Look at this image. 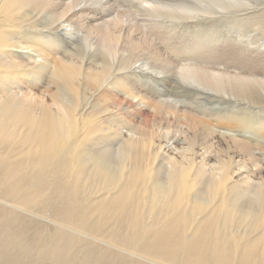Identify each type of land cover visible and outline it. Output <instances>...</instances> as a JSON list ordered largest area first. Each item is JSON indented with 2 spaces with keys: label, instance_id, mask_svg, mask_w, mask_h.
I'll use <instances>...</instances> for the list:
<instances>
[{
  "label": "bare ground",
  "instance_id": "6f19581e",
  "mask_svg": "<svg viewBox=\"0 0 264 264\" xmlns=\"http://www.w3.org/2000/svg\"><path fill=\"white\" fill-rule=\"evenodd\" d=\"M249 3L138 0L133 9L114 10L110 0H0V264L112 263L101 250L91 259L94 247L75 251L79 238L62 223L53 221L63 230L49 233L31 225L35 247L30 253L18 236L7 234L25 207L43 203L57 209L55 195L81 198L85 214L77 225L95 212L103 227L113 225L123 246L154 260L146 262L264 264L260 150L251 137L237 133H247L248 127L212 124L205 117L227 116L204 106L207 98L201 100V112L181 109L168 99L166 88L139 75H167L173 84L195 90L192 98L198 103L199 95L215 99L218 94L264 105V74L256 65L232 63L222 57L225 50L213 52L212 60L199 55L176 63L155 42L158 36L179 34L165 30L168 22L230 15ZM26 32L59 34L72 46L67 52L52 38L25 40ZM259 85L263 94H257ZM38 86L50 92L31 94ZM234 107L226 110L229 117L245 116ZM255 125L264 127V119ZM212 153L214 167L208 161ZM63 163L69 165L61 179L65 186L32 181L46 182L43 171ZM68 220L61 216L60 221ZM70 231L82 241L89 237Z\"/></svg>",
  "mask_w": 264,
  "mask_h": 264
},
{
  "label": "rangeland",
  "instance_id": "374dc122",
  "mask_svg": "<svg viewBox=\"0 0 264 264\" xmlns=\"http://www.w3.org/2000/svg\"><path fill=\"white\" fill-rule=\"evenodd\" d=\"M170 1H173V0H170ZM249 1L250 3L247 6H244L245 8H241V9L239 8L238 10H233L235 13L231 12L230 15L223 14V13H219L216 15L214 13L212 15L206 14L205 15L206 17H199V18H195L191 20L190 19L181 20L182 22L181 21H177V22L175 21V23L168 22V25L165 30L170 33H174L176 30L177 33L179 34H175V33L169 34V35L164 34L162 35V37L158 36L159 38L158 37L155 38L156 41L155 39L154 41L159 46V48L165 54H167L171 60H174L173 62H176V63L188 62V60L190 61V58H193L199 55H205V56L207 55L208 57H210L209 60H212L211 54L213 52H220V51L225 50L222 52V57H227L228 61L231 60V62L235 64H238L237 61H241V62H244L249 67H254L256 65V68H258L259 71H262V74H264V68H262L264 67L263 66L264 57H261V56H264V54H262L264 53V0H249ZM110 3L113 5V6H110L111 9L117 10L121 8V9L126 10L129 8H132V9L135 8L134 5L138 4V0H119V1L110 0ZM141 13H143V11ZM111 15L112 14H110L109 16ZM236 15H238V18ZM222 16H224L225 18ZM49 34L50 33L48 32H43V33L26 32L23 35L25 36L24 38L25 40L34 39L36 43H41L40 39H38L37 37H40L41 39L52 38L54 39L53 42L56 43L58 47L63 48L67 52L70 50L71 48L70 46H72V41H69V39L66 37H61L59 34L57 36L53 34H50V35ZM240 34H244L246 36H241V38H239ZM247 35L250 38H248ZM222 37H225L224 39L226 41H224ZM239 39H241L242 42L246 43L244 47L235 44V42L240 43ZM249 40L251 41L250 43L251 45L248 42ZM232 41L234 43H232ZM42 45L47 47L48 43L42 42ZM248 47H250L253 50L248 49ZM254 49H256L255 52L258 51L259 53L258 52L255 53ZM261 50L263 52L260 53ZM139 51H144V49L140 48ZM245 53H248V54L245 55ZM215 54L213 53V55ZM258 54L260 55L262 54V55L260 56ZM139 75L142 78L147 79V80L154 79V81L157 84H159L158 86L160 88L161 87L166 88V95H169L168 99L171 100L174 104H177L179 108L181 109L194 110L195 108V112L197 113L200 111V108L201 110L203 108V104L201 100L204 101L205 98H207L204 101L206 102L204 103V106L208 107L211 105L212 107L218 108L219 110H221L220 115L226 114L225 116H227L226 118H221V119L219 118L218 115H209L210 117L209 116L205 117L207 120L210 118L209 121L210 122L212 121V124H215L216 122L225 123L227 121H232L234 123V127H236L237 125L236 123L238 122H240V124L242 125H246L248 127L247 133L243 131H239L237 133H238V136L241 138H244L245 136L251 137L252 139L250 140L256 144V146L254 147L260 150V153L258 154L259 160L256 163L261 165V175H262V179H264V149H263L264 148V133H263L264 127L262 126L261 128L258 125H255L256 123H260L261 120L264 119V108H263L264 105H262L263 107L256 106V105H248L244 102H237L236 100H233L231 98H230L231 100L227 97L222 98L218 94H215L214 96L215 99L211 96L210 97L212 99L206 95H199L200 96L199 98L203 97L204 99L203 98L199 99L200 103H198L197 101L198 99L192 98V97H195V95L197 94L195 90L185 87V85H183L182 83L180 84V83L174 82L175 84H173L171 80H170L171 82L167 80L166 74H164V76L166 75L165 77H163V75L161 77H155V76H150V75L147 76L142 73H139ZM162 80L164 82L168 81L169 86L167 85V83H163ZM40 83L43 84L42 82ZM149 88L150 90H152L151 87ZM168 88L169 90H167ZM256 90H258L257 94L259 93L263 94L262 85L257 86ZM44 92H50V91L44 89L43 86L31 87V94L41 95V94H44ZM176 96L178 98H176ZM184 97L186 99H184ZM175 99H178V100H175ZM195 101H197V103ZM181 104L184 107L183 106L181 107ZM232 106H235L233 110H236L239 113L241 112L245 113L244 114L245 116L242 117L243 119H245V121L239 120L242 118L229 117L227 115L229 113L226 112V110H231ZM247 106L249 107V109ZM243 108L246 112H243L244 111ZM258 108H263V109H258ZM247 113H249L250 115L247 116ZM147 114H148V111L144 113V115H147ZM131 118H132L131 120H139L135 116L134 118L131 116ZM259 135H262V137ZM254 139L255 140L257 139L258 141L256 140L257 142H255ZM191 141L193 144L197 142V140L194 137L192 138ZM220 153L224 157L225 152L221 151ZM210 157L211 158L208 159V161L210 162V165L214 167L216 165L217 158L214 156V153H212ZM246 165L247 167H250L251 163L248 161ZM68 170H69V165L67 163L57 164V168H53L51 169V171H43V174L46 177V182H43L40 177H34L32 181L41 183L45 187L50 184L65 186L66 184L62 182L61 179H65V176L68 174ZM233 179H237V178L234 177ZM87 188L88 187L86 186L84 188H81L80 190L85 191ZM238 192L243 193L244 189L239 188ZM52 200L59 203V206L57 209H55L54 207L45 205L43 203H36L35 205L27 206L24 208L26 210V213L17 212L20 217V220L21 219H26V220L25 221L21 220V222L19 220L17 224L12 225L10 229L6 231L7 234L11 237L18 236V238L21 239L22 241L23 247L25 249L27 248L29 253L32 252L33 248L35 247L34 244L32 243L34 241L31 240L32 238V235H31L32 228L30 227L31 225H35V227H37L39 231L41 230V231H44L45 233H49L55 230L56 228L63 230L62 227L58 225L62 223V225L66 226V228L68 229L67 232H70V234L73 237L79 238V244L77 246L72 245V248L75 251L79 252V249H81L82 251L87 249L86 251H88L91 247L96 248L89 253V255L91 256L90 257L91 259H93V257L96 254H98L101 250L103 252H106V255L108 256V258L104 260L112 261V263L110 262V263H104V264H113V263L114 264H120V263L130 264L129 263L130 259L134 261L145 262V263H150V262H146V260L154 261L153 259H151L150 257L146 255L132 251L128 247L123 246L120 243V241L117 239V235L114 232L113 225H108L106 227H103L101 223H99L97 214L95 212L88 214V219L85 218L84 220H82V223L80 225H77L76 223L79 221V219L82 218V213L85 214L83 211L81 212V209H79L83 205L81 198L69 199L67 196L59 197L58 195H55V197ZM62 215H64V217L69 219L68 220L69 222L60 221ZM53 221L58 224L57 225L52 224ZM70 230L78 234L82 233L84 235H88L89 237L91 236V237L99 238L102 240V242L100 243L92 242V240L89 237L82 241L77 234L71 232ZM7 243L10 244L9 241ZM113 245L117 246L120 251L114 248H111ZM120 258L121 260H119ZM178 259L176 258L171 262H162L158 264H179ZM43 264H49V263H43ZM150 264H155V263H150Z\"/></svg>",
  "mask_w": 264,
  "mask_h": 264
}]
</instances>
